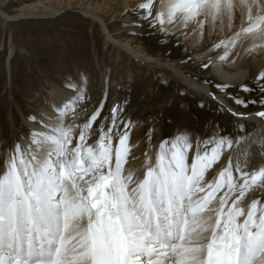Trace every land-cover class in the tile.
<instances>
[{
  "label": "snow or ice",
  "instance_id": "snow-or-ice-1",
  "mask_svg": "<svg viewBox=\"0 0 264 264\" xmlns=\"http://www.w3.org/2000/svg\"><path fill=\"white\" fill-rule=\"evenodd\" d=\"M153 4L138 5L140 19L151 27L158 24L160 31L177 20L185 27L195 22L201 30L208 18L215 23L226 16L231 24L239 7L247 26L214 45L225 48L221 61L241 35L258 37L262 43L253 47H264V0H161L155 15ZM257 79H264V71ZM74 103L56 110L54 123L44 125L47 131H30L24 144L17 141L4 160L0 264H264V202L253 200L247 210L241 206L246 193L257 185L264 188V167L250 169L247 152L243 159L234 154L218 177L206 179L233 141L213 139L210 152L197 147L189 161L193 145L187 133L178 132L161 142L154 161L144 153L142 172L126 168L130 133L117 132L115 147L111 135L118 108L112 109L108 132L100 125L96 145L86 141L99 110L78 126L73 147L77 126L65 127L63 117ZM255 115L264 118V111ZM259 144L264 160V140Z\"/></svg>",
  "mask_w": 264,
  "mask_h": 264
},
{
  "label": "rangeland",
  "instance_id": "rangeland-1",
  "mask_svg": "<svg viewBox=\"0 0 264 264\" xmlns=\"http://www.w3.org/2000/svg\"><path fill=\"white\" fill-rule=\"evenodd\" d=\"M37 1L43 0H7L2 9L12 14L24 7L37 5ZM138 2L135 7L129 5V9H125L128 13H122L125 14L123 19L127 17L133 23L128 25L122 20L117 21L114 22L115 26L109 25L110 30H120L119 25L135 28L123 37L137 40L146 52L162 61L176 62L189 77L209 85L216 92L225 93V98L237 109L243 112L264 111V105L260 103L264 99V92L260 90L264 86V79H257L264 68L257 72L250 68V76L243 84L250 91H243L242 85L218 87L222 83L211 74V57L198 58L202 51L196 50L188 39L171 30L169 32L167 26L165 31H160L158 24L151 27L148 20L140 19L143 10L138 11V5L144 0ZM160 5L161 0H154L153 15ZM7 20L0 17V155L3 158L0 171H3L4 160L14 150L16 142L24 144L30 131H33L27 122L34 120L29 117L35 116L40 122L38 109L33 103L30 104V99H49V92L59 90L74 92L79 84L83 86V90H80L82 95L63 117L65 127L77 126L74 128L73 147L79 138L78 126L99 110L100 115L88 130L86 141L88 145H96L100 125H104V132L112 127L114 107L118 108V112L117 126L111 133L113 146L118 143L116 133L127 131L132 143H143L147 153L155 147L159 148L161 142L175 138L178 132L187 133L199 149L210 151L215 146L213 139L227 137L233 141L251 131V126L232 118L221 106L188 91L177 79L170 77L168 71L139 66L128 59L124 53L105 42L94 21L74 11L58 12L55 18ZM215 40L209 43L212 47L221 41L220 37ZM240 40L230 50L231 63L239 57L243 58ZM217 49L210 50V54L214 56L222 51V47ZM80 91H76V97ZM232 97L244 100L247 107L235 103ZM228 164L229 160L221 169L217 168L220 170L215 174H219Z\"/></svg>",
  "mask_w": 264,
  "mask_h": 264
},
{
  "label": "bare ground",
  "instance_id": "bare-ground-1",
  "mask_svg": "<svg viewBox=\"0 0 264 264\" xmlns=\"http://www.w3.org/2000/svg\"><path fill=\"white\" fill-rule=\"evenodd\" d=\"M6 1L7 0H0V17L5 21L7 19L11 21H17L31 18H46L52 16L53 18H55L58 12L66 10H71L72 12L74 11L78 13V15L80 14L83 18L94 21L99 26L105 42L108 45L114 47L120 53H124L128 59L130 58V60L134 61L139 66H146L148 68L157 69L160 71H168V75H170V77H172L173 79H177L188 91H190L194 95L202 97L206 101L216 103L217 105L221 106L232 118L240 120L245 124L251 126V131L248 134L239 136L240 138L243 137L245 139L241 140L240 138H234L233 146L231 147V149L224 148L222 152L223 154L220 159L213 165V168L209 170V173L206 174V179L209 178V176L218 177V174H215V172L219 171L227 160H229L230 158H234V154L241 155V159H243L244 157L242 154L247 152L250 169H259L260 167H264V160L261 159L259 154V142L261 140H264V119L255 115L257 111L243 112L237 109L233 104H230L228 102V100L225 98V93L216 92L209 85L200 83L196 79L189 77L181 69V67L177 65L176 62H172L170 60L162 61L158 57H154L146 52L144 47L137 43V40L123 37L125 33L127 34L131 31L133 32L135 28L131 26L119 25L120 30H110L109 25H113L114 22L117 21L121 22L122 20L124 23H128V25H131L133 23L130 19H127V17L123 19L122 17H124L125 14L122 13H128V10L125 11V9H129V5H131V7H135V5L139 3L138 0H66V3H63V0H43L37 1V5L24 7L23 9L15 11L12 14H8L2 9V6ZM38 6H41V8L38 9ZM200 19L203 20L205 18L202 16ZM115 25L116 24H114V26ZM246 26V14H242V10L239 7H237V9L235 10V14L233 16L231 24L228 18L225 16L218 19L215 23L212 22L211 18H208L204 24L203 30H201L200 26L195 22L191 23L188 29H185V26L180 20L167 25L169 32L171 30L174 33L180 34V36L182 35L183 37L188 39L193 44V46H195L196 50L199 49L202 51L198 58H206L209 56L211 57L210 71L217 81L222 84H232L237 86H241L246 82L247 78L250 76V68L255 69L256 72L257 70H261V68H264V47H253L254 45L261 44L262 41L258 37L241 35L239 40L241 39L240 41H242L240 42V50H242L241 53L243 58L239 57L235 62L232 63L229 60L230 54H228L227 59L224 61H221L219 59L225 54V48L223 46H221L222 51H218V53L215 52L216 54H214V56L211 55L210 50H213L215 47H212L210 45L212 43L210 42H214V40L218 37H220V40H229L235 35V33L239 32L242 27ZM201 31L203 32V35H201ZM78 86L79 87L76 89V91L83 90L82 84H79ZM76 91L61 92L59 90L55 92H49V99L44 98L43 100L41 97V100L39 97L31 98L30 104L33 103L37 107L40 118V122L37 120L27 122L30 123L29 125L31 126L33 131H47L48 129H45L44 125L54 123V119L57 115L56 110L71 100H75L76 102L78 98L76 97ZM80 93L81 91L79 92V94ZM213 94L218 99H214ZM49 103L50 106L48 105ZM233 113L242 114V116L233 115ZM41 117H44V119L41 120ZM134 131L136 132L138 130L135 129ZM135 135L136 134L134 133L133 136ZM131 140L132 139H129V161L125 165V167L141 169L142 172V165L145 160L144 153L146 152L145 147L143 143L137 144L136 142L133 144ZM190 142L192 143L193 147L189 150V161H191V159L194 157L197 150V144L194 142V140L190 139ZM158 150L159 148L155 147L152 152L148 153V156L152 157L153 161L155 160V156ZM199 150L201 151V153H203L204 151H211L205 149ZM2 162L3 158L0 155V163ZM233 175L234 177L238 178L239 173L233 170ZM253 200L264 202V188L257 185L248 193H246L241 202V206L244 207L245 210H247Z\"/></svg>",
  "mask_w": 264,
  "mask_h": 264
}]
</instances>
